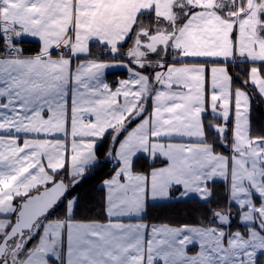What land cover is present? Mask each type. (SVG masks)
Listing matches in <instances>:
<instances>
[{"label":"snow or ice","instance_id":"obj_1","mask_svg":"<svg viewBox=\"0 0 264 264\" xmlns=\"http://www.w3.org/2000/svg\"><path fill=\"white\" fill-rule=\"evenodd\" d=\"M257 98L264 0H0V264H264Z\"/></svg>","mask_w":264,"mask_h":264},{"label":"trees","instance_id":"obj_2","mask_svg":"<svg viewBox=\"0 0 264 264\" xmlns=\"http://www.w3.org/2000/svg\"><path fill=\"white\" fill-rule=\"evenodd\" d=\"M24 47L34 52L37 45L32 42L25 44ZM125 75L126 74L123 71H115L109 74L108 78L109 81L113 83L118 78L125 77ZM252 118L253 126L257 130L264 127V101H260L259 98H257L253 104ZM107 147V144H104L103 147L98 146L97 155L100 159V166L94 169L93 172L86 177L80 187V191L84 194L86 200L90 202L87 209L80 217L82 220L105 221L102 210V193L99 190L102 187V181L107 179L111 175L112 171V164L105 160L104 153ZM140 166H146L145 161L141 160ZM217 191L221 194L223 193V189L220 185H217ZM196 207L197 205L195 203L173 204L168 207L153 206L149 208L146 219L150 222H167L176 220L192 222L195 219L196 213L194 210Z\"/></svg>","mask_w":264,"mask_h":264},{"label":"crops","instance_id":"obj_3","mask_svg":"<svg viewBox=\"0 0 264 264\" xmlns=\"http://www.w3.org/2000/svg\"><path fill=\"white\" fill-rule=\"evenodd\" d=\"M115 71H121V70H115ZM115 71H114V72H115ZM123 78H124V77H123ZM107 79H108V82L111 83V82L109 81V78H108V77H107ZM101 186H102V183H101ZM84 221L87 222L86 220H84ZM89 221H91V220H89ZM95 221H97V220H95ZM99 222H105V221H99ZM144 222H145V223H153V224H158V223H160V222H150V221H148L147 219H145Z\"/></svg>","mask_w":264,"mask_h":264},{"label":"rangeland","instance_id":"obj_4","mask_svg":"<svg viewBox=\"0 0 264 264\" xmlns=\"http://www.w3.org/2000/svg\"><path fill=\"white\" fill-rule=\"evenodd\" d=\"M217 151H218V152H223L224 149H223V148H217Z\"/></svg>","mask_w":264,"mask_h":264}]
</instances>
